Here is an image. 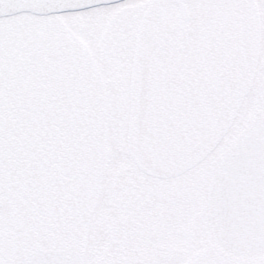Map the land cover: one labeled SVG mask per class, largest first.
<instances>
[{
	"label": "snow or ice",
	"instance_id": "snow-or-ice-1",
	"mask_svg": "<svg viewBox=\"0 0 264 264\" xmlns=\"http://www.w3.org/2000/svg\"><path fill=\"white\" fill-rule=\"evenodd\" d=\"M0 264H264V0H0Z\"/></svg>",
	"mask_w": 264,
	"mask_h": 264
}]
</instances>
